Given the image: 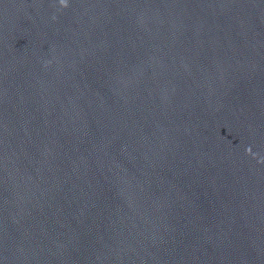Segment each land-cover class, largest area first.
<instances>
[{"label":"water","instance_id":"1","mask_svg":"<svg viewBox=\"0 0 264 264\" xmlns=\"http://www.w3.org/2000/svg\"><path fill=\"white\" fill-rule=\"evenodd\" d=\"M0 264H264V0H0Z\"/></svg>","mask_w":264,"mask_h":264}]
</instances>
